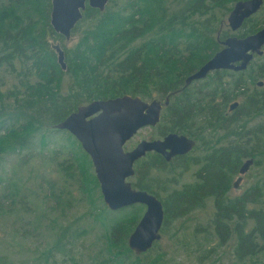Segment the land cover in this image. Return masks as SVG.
Returning a JSON list of instances; mask_svg holds the SVG:
<instances>
[{"label": "trees", "instance_id": "trees-1", "mask_svg": "<svg viewBox=\"0 0 264 264\" xmlns=\"http://www.w3.org/2000/svg\"><path fill=\"white\" fill-rule=\"evenodd\" d=\"M238 1L243 0H180L173 8L167 0H109L103 12L86 8L71 34L77 41L66 47L49 23L50 0H0V70L18 79L7 93L0 90V167L7 157H17L21 168L40 161L39 167L60 179L54 182L36 174L44 181L43 188L40 183L23 188L16 173L0 180L5 187L0 190V222L12 218V238L23 258L15 259L3 247L0 264H82L73 250L80 238L90 235L100 248L89 264H164V256L149 257L158 242L139 256L128 249L139 209L110 211L98 195L89 156L71 134L56 129L79 106L124 95L162 102L169 98L159 136L177 133L205 149L195 163L200 169L194 183L179 189L173 188L174 179L165 177L158 183V192L166 193L163 200L150 180L155 172L169 175L171 163L152 157L136 165L132 187L162 203L160 232L209 203L213 212L206 226L196 225L193 234L205 241L216 237L217 246L231 242L237 264H264V179L238 197L227 196L242 160L264 154V149L257 150L264 148V84L259 88L255 83L264 79V54L245 72L223 71L215 73L212 82L183 85L220 51L225 38H244L264 27V17L262 24L252 23L255 14L243 23L241 28H248L241 34L219 32L218 21ZM52 41H60L56 44L64 51L65 70L58 65ZM202 94L216 101L197 102ZM236 99L238 108L229 114L226 108ZM59 134H64L67 145L45 159L48 142ZM37 139L38 152L31 148ZM32 169H37L33 163ZM74 187L89 211L69 220L77 205ZM81 220L87 221L79 224ZM45 229L50 231L43 251L38 252V246L29 249L27 242L44 237ZM211 251L207 249L199 261L208 260Z\"/></svg>", "mask_w": 264, "mask_h": 264}, {"label": "water", "instance_id": "water-1", "mask_svg": "<svg viewBox=\"0 0 264 264\" xmlns=\"http://www.w3.org/2000/svg\"><path fill=\"white\" fill-rule=\"evenodd\" d=\"M109 0H50L49 23L53 31L70 40L75 26L82 20L87 7L103 12ZM262 0L239 1L227 17L232 32L240 29L246 19L260 8ZM200 69L188 76L185 85L205 78L216 70L243 71L253 58L261 56L264 47V28L244 38L229 37ZM58 65L66 69L64 51L53 44ZM240 62L239 65H235ZM263 82L257 86L262 87ZM164 102H146L138 96L124 95L107 100L92 101L79 106L56 126L59 131L71 134L89 156L104 205L110 211H118L133 205H142L145 211L127 240L128 249L136 256L149 251L161 238L164 211L161 201L146 191L136 190L129 179L135 174L134 164L148 152L162 155L166 161L191 151L195 142L183 135L169 133L162 140L142 141L133 150L124 151V145L146 127H155L160 122ZM232 103L229 110L237 108ZM254 159L244 161L239 177L233 187L237 188L243 176L253 165Z\"/></svg>", "mask_w": 264, "mask_h": 264}, {"label": "rangeland", "instance_id": "rangeland-1", "mask_svg": "<svg viewBox=\"0 0 264 264\" xmlns=\"http://www.w3.org/2000/svg\"><path fill=\"white\" fill-rule=\"evenodd\" d=\"M120 2V0H115ZM180 0H167L168 4L170 6L177 7ZM233 4L231 5V7ZM180 7V6H179ZM172 8V9H173ZM229 13H224V15L220 18V23L218 21V24L216 26V29L219 30V32H224L228 30V34H231L232 32L229 30L227 25V17ZM264 15H262L261 11L256 13L254 17L255 25L262 24ZM248 26L245 28H241L234 35L241 34L243 31H246ZM77 41V36H71L70 40L68 41H59L62 46L71 47L75 44ZM58 41H52V43L56 44L59 43ZM16 76L14 73L9 74L8 71L1 69L0 70V90L3 93H7L9 90L12 89L13 85L17 84ZM258 81H263L264 79H258ZM250 89H254L256 87L255 83L254 85H249ZM157 99L158 97H154ZM146 102H150L148 99H143ZM228 108H226L227 110ZM258 122V121H257ZM257 124V123H256ZM260 124V123H259ZM159 125V124H158ZM253 123L249 124L247 129L249 127H252ZM163 124L159 125V127L155 128H143L138 131V133L129 140L125 147V151H130L138 142L142 140H152V139H158L160 130L162 128ZM64 134H59L58 137L51 138L50 141L47 144V152L45 153V159L49 155L50 152H53L54 150L57 151L60 148H63L66 144L65 136ZM39 146L41 144L39 143V139L35 140L33 142V146L31 147L33 151L38 152ZM264 148H257L259 152H262ZM203 148L201 146H196V150L189 156V158L185 159L184 161H176L174 163H171L167 166L168 171L170 172L169 175H158V173H154V176L151 177V183L156 187V190L158 192L157 185L162 179L170 178L174 179L176 182L173 188L179 189L184 184H191L194 183V175L195 173L200 169L199 166L195 165L196 162H198L202 157ZM254 161L259 162L258 165H253L250 167L248 172L243 176L242 182L239 184L237 189H234L233 183L238 178V174H236L232 181H231V187L227 192L228 197H238L241 195L247 188L254 185L255 183L261 181L264 179V154L263 155H256ZM242 161H245L243 159ZM32 163L37 167V169H32ZM40 161H37L36 163L32 161L29 163V165L25 168H21L19 166V159L17 157H7L1 167H0V180L7 181L8 178H12L13 174L16 173L18 177V184H20L23 188H35L33 186H36L38 183H40V187L43 188L44 181H40V177L35 178L36 174H39L40 176H44L47 179H52L54 182H58L60 179L58 176H56L53 171L49 169H44L39 167ZM201 166V165H200ZM53 175V176H52ZM135 176V175H134ZM133 176V177H134ZM132 177V178H133ZM20 178V180H19ZM131 178L130 182L132 184L133 179ZM40 187L38 188V191L40 190ZM5 187H2L0 185V190L4 189ZM75 188L76 193L74 192V197L77 198V205L73 207V209L69 212L72 217H68L69 220H73L74 218L82 217L87 210L89 211V204L88 202L81 201L83 195ZM159 196L161 200L166 196L165 192L159 191ZM39 194V192H38ZM100 192L98 191V195ZM103 201V200H102ZM43 207V206H41ZM135 207L136 209H139V219L142 217L145 207L142 205H133L130 207H127L129 211H131L129 208ZM125 209V208H124ZM123 210V209H122ZM213 212V206L209 203L200 210H197L188 217H184L180 219L179 221L169 225L165 233L160 232L161 238L158 241V246L149 252V257L154 259L156 256L161 255L164 256L161 260L164 262V264H237L234 261L233 258V244L231 242H228L224 246H217L218 245V239L216 237L209 238V241H205L203 239V236L194 235L193 230L196 225H202L203 227L206 226L208 219L210 218L211 214ZM122 215V213H120ZM126 214V213H124ZM12 218L8 219V222H0V248L5 247L6 252H10V255H16L15 259H23L21 256H19V252H21V249L19 246H17V242L14 241L12 237V227H11V220ZM87 220H81L79 224L84 223ZM137 221V223H138ZM137 225V224H136ZM49 229H45L43 232L44 237L39 238L38 240L32 239L27 242V247L29 246V249L35 248V246H38V252L43 251V247L45 246V242L43 239L47 238ZM90 237V238H88ZM88 237H82L78 240V242L75 245V248L73 250L74 258L80 259L82 264H89L91 263V259L96 256L99 247V244L95 241L94 245V239L93 235H90ZM196 238V240L194 239ZM50 238V237H49ZM16 241H18L16 239ZM212 250L209 255L211 256L208 260L199 261V258L202 255H205L206 250ZM39 254V253H38ZM37 256V255H36ZM58 257L64 258L61 255ZM208 257V256H207ZM65 259V258H64ZM59 261V259H56ZM68 263V262H67Z\"/></svg>", "mask_w": 264, "mask_h": 264}, {"label": "flooded vegetation", "instance_id": "flooded-vegetation-1", "mask_svg": "<svg viewBox=\"0 0 264 264\" xmlns=\"http://www.w3.org/2000/svg\"><path fill=\"white\" fill-rule=\"evenodd\" d=\"M243 1H247V0H243ZM239 2V1H238ZM237 3V2H236ZM263 6H264V0H262V4H261V6H260V8H259V10L256 12V13H258L259 11H261L262 10V8H263ZM255 13V14H256ZM254 14V15H255ZM254 15H252L251 17H253ZM250 18V17H249ZM248 18V19H249ZM247 20V19H246ZM245 20V21H246ZM244 21V22H245ZM229 28V27H228ZM262 28H264V27H262ZM261 28V29H262ZM261 29H259V30H261ZM239 30V29H238ZM237 30V31H238ZM258 30V31H259ZM231 31V30H230ZM232 32V31H231ZM236 32V31H235ZM233 33V32H232ZM229 37H235V36H229ZM229 37H227V38H229ZM227 38H225L224 40H226ZM238 38V37H237ZM223 40V41H224ZM223 41H221V42H223ZM222 48H223V46H222ZM221 48V49H222ZM220 49V50H221ZM262 51H263V54H264V47L262 48ZM263 54L261 55V56H256V55H253V58L251 59V61L249 62V64H248V66L246 67V69L245 70H243V71H233V70H216V71H212V72H210V73H208L207 74V76L205 77V78H203V79H201V80H197V81H192L186 88H191V87H196V86H199L200 84H206V82H212V79H213V76H214V74L215 73H219V72H223V71H227V72H233V73H240V72H245L249 67H250V65L257 59V57H262L263 56ZM205 64V63H204ZM240 64V62H237L235 65H239ZM203 66V65H202ZM201 66V67H202ZM200 67V68H201ZM199 68V69H200ZM198 70V69H197ZM197 70H195L194 72H196ZM194 72H192L191 74H193ZM190 74V75H191ZM189 75V76H190ZM188 77V76H187ZM186 77V78H187ZM186 78L184 79V81H183V85H185V80H186ZM258 82V81H257ZM257 82H255L256 83V85H257ZM260 82V81H259ZM260 88V87H259ZM204 92H206V91H204ZM204 96V94H202L199 98H196L197 100V102H201V103H209V102H215L216 100L215 99H211V98H204L203 97ZM232 103H238L239 104V99H236V100H233L232 102H230V104L228 105V109H227V112L229 113V114H232L237 108H238V106H237V108H235L234 110H232V111H230L229 110V107H230V105L232 104ZM166 107V106H165ZM164 109V107L162 108V110ZM161 113H162V111H161ZM160 119H161V117H160ZM160 123V122H159ZM158 123V124H159ZM158 124L155 126V127H157L158 126ZM155 127H146V128H155ZM138 133V132H137ZM169 134V133H168ZM168 134H166V135H168ZM166 135H162V136H158L159 138L158 139H152V140H142V141H154V140H162ZM180 135V134H179ZM184 136V135H183ZM134 137V136H133ZM185 137H187V136H185ZM188 138V137H187ZM188 139H190V140H192V141H194L193 139H191V138H188ZM131 140V139H130ZM142 141H140V142H142ZM140 142H138L131 150H133ZM195 142V141H194ZM196 142H195V146H194V148L191 150V151H189V152H187L186 154H183V155H179V156H175V157H173L170 161H166L165 160V158L162 156V155H160V154H158V153H155V152H148V153H146L145 154V156L144 157H142V158H140L139 160H137L136 162H135V164H134V172H135V167H136V165L138 164V163H140V162H142V161H145V160H147V159H151L152 157H159L160 159H162L163 161H165L167 164H169V163H174V162H176V161H184L185 159H187V158H189V156L196 150ZM126 145V144H125ZM125 145H124V147H125ZM199 148V147H198ZM130 150V151H131ZM205 150V149H204ZM203 150V151H204ZM125 151V150H124ZM127 152V151H126ZM197 163H199V161L197 162ZM244 163V162H243ZM242 163V164H243ZM254 164V163H253ZM197 166H199V164H196ZM253 166V165H252ZM240 169V168H239ZM135 175V174H134ZM238 175H239V173H238ZM194 177H195V175H194ZM239 177V176H238ZM131 179V178H130ZM130 179H129V182H130ZM238 179V178H237ZM236 179V180H237ZM243 179V178H242ZM242 182V181H241ZM240 182V183H241ZM131 183V182H130ZM239 183V184H240ZM234 184V183H233ZM185 185V184H184ZM239 186V185H238ZM233 187V186H232ZM234 188V187H233ZM238 188V187H237ZM237 188H234V189H237Z\"/></svg>", "mask_w": 264, "mask_h": 264}]
</instances>
